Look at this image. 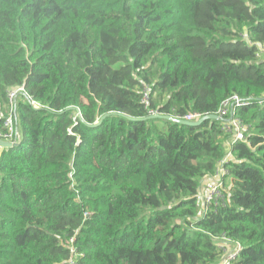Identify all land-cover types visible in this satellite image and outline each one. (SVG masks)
I'll return each mask as SVG.
<instances>
[{
  "label": "trees",
  "instance_id": "16d2710c",
  "mask_svg": "<svg viewBox=\"0 0 264 264\" xmlns=\"http://www.w3.org/2000/svg\"><path fill=\"white\" fill-rule=\"evenodd\" d=\"M143 85L181 119L237 96L245 140ZM15 89L0 264H264V0H0V133Z\"/></svg>",
  "mask_w": 264,
  "mask_h": 264
},
{
  "label": "built area",
  "instance_id": "2783aa9c",
  "mask_svg": "<svg viewBox=\"0 0 264 264\" xmlns=\"http://www.w3.org/2000/svg\"><path fill=\"white\" fill-rule=\"evenodd\" d=\"M21 92L19 89L10 90L7 93V115L4 117L3 127L4 133H0V140L8 142L12 145H15L14 136L16 135V131L14 128V112H15V102L17 99L18 93ZM141 104L147 110V116L160 114L158 110H154L151 108V90L147 85L142 86L141 91ZM34 108H37L36 104L32 102ZM240 105V100L237 96H232L229 99L225 100L221 103L218 111L215 116L217 120H221V131H223L226 135L229 136L231 144L236 142H243L245 140L244 131L245 126L242 122L234 116V108ZM175 117V116H172ZM178 118V117H175ZM201 117L199 115H189L182 120L187 122L197 121ZM181 119V118H178ZM228 161H232V158L227 154L226 158L219 162L217 167L214 170V173L210 179L206 187L197 195L196 198V206L200 214H206L210 212L213 207H217L219 202L222 201L224 197V191L227 190V169L225 168V164ZM215 212V211H213ZM225 241V239H222ZM219 249L224 253L226 251L223 245H220ZM235 255H232L228 258L234 259Z\"/></svg>",
  "mask_w": 264,
  "mask_h": 264
},
{
  "label": "water",
  "instance_id": "95a60500",
  "mask_svg": "<svg viewBox=\"0 0 264 264\" xmlns=\"http://www.w3.org/2000/svg\"><path fill=\"white\" fill-rule=\"evenodd\" d=\"M147 119L167 120V121H171V122H174V123H177L180 125H185V126H200L205 121L217 120V117L215 115H208V116L201 117L197 121L187 122V121H184L182 119H178V118H175V117H172L169 115L157 114V115L148 116ZM13 146L14 145H12L8 142L0 140V154L3 152V150L12 148Z\"/></svg>",
  "mask_w": 264,
  "mask_h": 264
},
{
  "label": "crops",
  "instance_id": "0c3cea01",
  "mask_svg": "<svg viewBox=\"0 0 264 264\" xmlns=\"http://www.w3.org/2000/svg\"><path fill=\"white\" fill-rule=\"evenodd\" d=\"M209 181H210V180H204V181H203V182H204V185H203L204 188L206 187V185L208 184L207 182H209ZM204 188H203V189H204Z\"/></svg>",
  "mask_w": 264,
  "mask_h": 264
},
{
  "label": "rangeland",
  "instance_id": "374dc122",
  "mask_svg": "<svg viewBox=\"0 0 264 264\" xmlns=\"http://www.w3.org/2000/svg\"><path fill=\"white\" fill-rule=\"evenodd\" d=\"M203 185H204V184H203ZM203 187H204V186H202V190H203ZM226 249H227V251H229V250H230L229 248H226ZM228 249H229V250H228Z\"/></svg>",
  "mask_w": 264,
  "mask_h": 264
}]
</instances>
